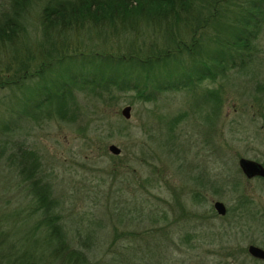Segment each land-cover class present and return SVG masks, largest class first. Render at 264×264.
Listing matches in <instances>:
<instances>
[{
  "label": "rangeland",
  "instance_id": "rangeland-1",
  "mask_svg": "<svg viewBox=\"0 0 264 264\" xmlns=\"http://www.w3.org/2000/svg\"><path fill=\"white\" fill-rule=\"evenodd\" d=\"M8 1L0 0V9ZM40 9L35 5L26 16L33 45L40 37ZM152 37H143L145 44ZM111 43L125 45L123 38ZM260 44L257 54L264 63V35ZM260 74L263 80L264 64ZM234 76L198 87L204 93L222 86V107L211 129L185 90L157 94L154 102L116 91L118 100L110 106L82 95L85 117L66 123L29 117L22 110L27 92L0 88V140L13 131L11 147L21 144L36 153L41 174L62 200L66 224L93 233L94 264H253L234 253L251 239L234 226L232 215L222 219L212 206L220 201L232 208L239 196L264 205V181H247L238 166L240 158L264 163V112L258 106L264 103L252 98L250 74ZM125 106L131 107L128 120L121 115ZM172 118L179 120L168 132ZM110 145L120 154L112 155ZM9 153L0 158V216L27 206L26 186Z\"/></svg>",
  "mask_w": 264,
  "mask_h": 264
},
{
  "label": "trees",
  "instance_id": "trees-1",
  "mask_svg": "<svg viewBox=\"0 0 264 264\" xmlns=\"http://www.w3.org/2000/svg\"><path fill=\"white\" fill-rule=\"evenodd\" d=\"M38 4L40 37L33 45L26 16ZM148 34L153 37L145 44ZM263 35L264 0H9L0 9V88L25 90L22 110L29 117L66 123L85 117L82 95L110 106L116 91L154 102L157 94L185 90L211 129L222 86L201 93L203 82L250 74L252 98L264 103V63L257 54ZM113 38H123V48ZM178 120L166 122L168 132ZM11 135L0 140V158L9 150L28 197L26 209L0 216V264H94L93 233L66 224L39 157L21 144L11 147Z\"/></svg>",
  "mask_w": 264,
  "mask_h": 264
},
{
  "label": "flooded vegetation",
  "instance_id": "flooded-vegetation-1",
  "mask_svg": "<svg viewBox=\"0 0 264 264\" xmlns=\"http://www.w3.org/2000/svg\"><path fill=\"white\" fill-rule=\"evenodd\" d=\"M256 163L260 164L264 169V163L263 164L259 162ZM240 172L242 173L241 170ZM242 175L247 181H253V180L264 181L263 177H259V176L247 177L243 173ZM237 189H238L237 186H234V192H236ZM244 190L247 189L245 188ZM214 203L212 205L213 212L218 217L222 219H226L228 216L232 215L234 226L238 227L239 232L240 231L245 232V236L248 239H251L249 240V244L246 247L234 248L235 249L234 253H237L240 256L245 257V259L249 260L253 264H264L263 259L255 258L249 252L250 247H256L264 251V244L263 245L259 244L261 242H264V205L262 206L259 203L257 204V202H254L253 198H250L249 196L247 197L239 196L238 202L234 203L232 205L233 206L232 208L226 207L221 202L224 206V213L218 214L214 209ZM256 234H258L259 236Z\"/></svg>",
  "mask_w": 264,
  "mask_h": 264
},
{
  "label": "water",
  "instance_id": "water-1",
  "mask_svg": "<svg viewBox=\"0 0 264 264\" xmlns=\"http://www.w3.org/2000/svg\"><path fill=\"white\" fill-rule=\"evenodd\" d=\"M121 115L127 120L130 119L131 107L130 106H125L121 110ZM108 151L112 155H115V156L120 154V149L117 148L115 145H110L108 147ZM238 165H239L240 170L242 171V173L245 176H247V177L259 176V177H263L264 178V169L262 168V166L260 164L254 162L252 160L240 158L239 161H238ZM214 209L216 210V212L218 214H223L224 213V206L219 201H216L214 203ZM249 252H250V254L253 257L264 260V251L263 250H261L259 248H256V247H250Z\"/></svg>",
  "mask_w": 264,
  "mask_h": 264
}]
</instances>
